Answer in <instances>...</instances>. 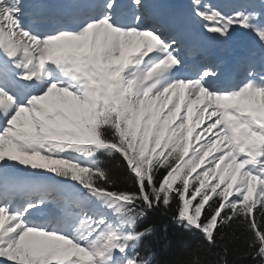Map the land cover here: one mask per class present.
I'll return each instance as SVG.
<instances>
[{
    "label": "snow or ice",
    "instance_id": "6c2138e0",
    "mask_svg": "<svg viewBox=\"0 0 264 264\" xmlns=\"http://www.w3.org/2000/svg\"><path fill=\"white\" fill-rule=\"evenodd\" d=\"M173 204L264 264V0H0V264H149L141 225Z\"/></svg>",
    "mask_w": 264,
    "mask_h": 264
},
{
    "label": "trees",
    "instance_id": "16d2710c",
    "mask_svg": "<svg viewBox=\"0 0 264 264\" xmlns=\"http://www.w3.org/2000/svg\"><path fill=\"white\" fill-rule=\"evenodd\" d=\"M105 165L119 181L125 180V169L118 161L107 158ZM174 209L175 204L172 210L161 207L149 212L141 225L153 229L140 245L146 255L154 254L152 264H256L238 225L224 231L225 241L218 237L216 245H209L202 234L187 232L173 223Z\"/></svg>",
    "mask_w": 264,
    "mask_h": 264
}]
</instances>
